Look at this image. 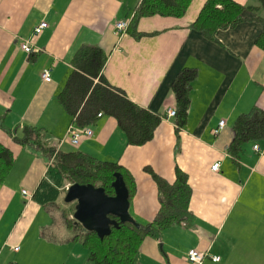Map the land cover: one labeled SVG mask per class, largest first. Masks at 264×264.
I'll return each mask as SVG.
<instances>
[{
    "label": "crops",
    "instance_id": "crops-1",
    "mask_svg": "<svg viewBox=\"0 0 264 264\" xmlns=\"http://www.w3.org/2000/svg\"><path fill=\"white\" fill-rule=\"evenodd\" d=\"M140 1L0 0V143L15 157L0 181V264H92L62 214L71 184L62 187L58 203L43 205L35 198L51 159L13 140L11 132L25 125L42 129L57 150H80L128 170L136 185L130 213L140 222L152 221L161 206L150 170L170 183L177 166L187 173L194 218L168 226L160 237L147 235L135 264H192L187 254L193 248L210 254L201 264H264V143H245L238 158L228 151L237 117L264 110V51L256 42L263 25L245 20L209 39L191 28L206 0H192L181 17L141 18L137 28L148 35L118 33L115 24L130 22ZM235 1L260 6L257 15L264 17V0ZM42 21L48 27L30 52L23 50ZM85 44L107 53L103 73L112 86L161 117L152 140L128 144L117 120L101 115L88 126L92 137L78 147L68 142L69 128L78 125L58 94ZM46 68L50 82L42 78ZM184 68H196L198 77L188 122L177 134L175 117L166 110L176 108L172 84ZM221 120L225 126L215 134Z\"/></svg>",
    "mask_w": 264,
    "mask_h": 264
},
{
    "label": "trees",
    "instance_id": "trees-1",
    "mask_svg": "<svg viewBox=\"0 0 264 264\" xmlns=\"http://www.w3.org/2000/svg\"><path fill=\"white\" fill-rule=\"evenodd\" d=\"M191 2L192 0H141L134 9L127 32L137 38L148 35V32H141L137 28L141 18L153 15L181 17L185 15ZM259 7L243 5L235 0H206L191 28L198 29L209 39H214L217 31L253 19L263 25L256 42L264 51V17L257 15ZM107 59V53L100 46L85 44L79 47L72 59L73 69L58 94V101L72 117V122L78 126H91L98 120L100 113L112 116L124 132L128 144L144 145L153 139L162 121L161 117L136 104L128 98L125 91L107 81L103 73ZM197 77L196 68H184L173 81L177 134L188 122L190 93ZM17 131L11 132L16 143L35 148L51 159L47 178L41 181L35 192V198L41 204L58 203L61 189L66 183L92 184L104 188L106 194L114 195L112 184L116 173L123 175L129 190V199L133 197L136 191L135 180L118 162L101 160L80 150H57L47 144L46 133L35 126L25 125L20 133ZM234 132L235 136L228 145V151L234 158L242 153L245 143H264V110L256 107L250 113L240 115L234 123ZM14 159V153L0 143V181L8 175ZM150 171L158 184L161 205L154 219L150 222L136 219L139 226L130 222H119V226H112L111 233L103 239L96 232L76 223L72 217L74 203L63 201V217L70 228H76L75 239L88 249L92 264H135L140 245L147 235L160 237L168 226L190 222L194 218L190 210L192 189L187 173L177 166L176 180L170 183Z\"/></svg>",
    "mask_w": 264,
    "mask_h": 264
},
{
    "label": "water",
    "instance_id": "water-1",
    "mask_svg": "<svg viewBox=\"0 0 264 264\" xmlns=\"http://www.w3.org/2000/svg\"><path fill=\"white\" fill-rule=\"evenodd\" d=\"M112 185L114 195L106 194L102 187L74 183L69 186L64 198L68 203L76 202L73 214L76 223L96 232L101 239L111 233L112 226L118 227L119 222L140 225L130 213L129 190L121 173L115 174Z\"/></svg>",
    "mask_w": 264,
    "mask_h": 264
},
{
    "label": "built area",
    "instance_id": "built-area-1",
    "mask_svg": "<svg viewBox=\"0 0 264 264\" xmlns=\"http://www.w3.org/2000/svg\"><path fill=\"white\" fill-rule=\"evenodd\" d=\"M130 22L128 20H122V21H118L115 24V30L118 33H124L127 31L128 27H129ZM48 27V23L46 21H42L40 24H38L34 31H33V36L31 39L23 42L21 44V48L27 52H30L32 50V42L33 40L42 33V31ZM42 78L44 81L50 82L52 80L51 78V70L46 68L44 69V71L42 72ZM166 115L169 117H175L176 116V108H167L166 110ZM99 116H101V113L99 114ZM225 120H221L219 123L218 128H216L214 130L215 134H218L220 132V130L225 126ZM93 136V129L91 127H79V126H71L69 128V132L67 135V140L68 142L71 144V146L73 147H78L81 143V141L84 138H90ZM256 150L260 149L259 144H256L255 146ZM212 169L213 170H218L219 169V162L215 163L212 165ZM26 194V191H23ZM18 247H15V250H18ZM188 260L192 263V264H201L205 258L207 256H210V254H208L207 252H202L198 249H190L188 251ZM212 259L214 261H219L220 257L219 256H213Z\"/></svg>",
    "mask_w": 264,
    "mask_h": 264
},
{
    "label": "rangeland",
    "instance_id": "rangeland-1",
    "mask_svg": "<svg viewBox=\"0 0 264 264\" xmlns=\"http://www.w3.org/2000/svg\"><path fill=\"white\" fill-rule=\"evenodd\" d=\"M261 15H264V14H261ZM253 109H254V108H253ZM253 109H252V110H253ZM252 110H251V111H252ZM251 111H249V112H247V113H243V114H248V113H250ZM241 115H242V114H241ZM239 116H240V115H239ZM239 116H238V117H239ZM238 117H237V118H238ZM63 203H64V205H65V202H63ZM62 214H63V211H62Z\"/></svg>",
    "mask_w": 264,
    "mask_h": 264
}]
</instances>
